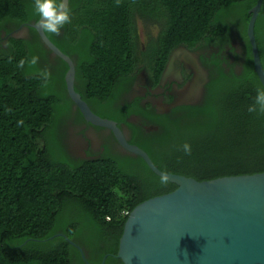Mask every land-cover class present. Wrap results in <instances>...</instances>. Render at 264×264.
Here are the masks:
<instances>
[{
    "label": "trees",
    "instance_id": "1",
    "mask_svg": "<svg viewBox=\"0 0 264 264\" xmlns=\"http://www.w3.org/2000/svg\"><path fill=\"white\" fill-rule=\"evenodd\" d=\"M258 0H70L71 23L47 37L76 67L75 89L104 119L126 123L114 110L130 90L136 70L160 83L170 54L196 51L230 33L224 18L242 16L247 57L242 72L217 64L199 104L170 114H149L159 130L136 129L140 147L164 173L197 181L264 173V113H249L257 88L247 37ZM34 0H0V264H123L116 258L129 215L143 202L172 193L138 157L106 155L73 161L61 147L58 127L73 117L65 76L68 65L42 44ZM139 23L148 32L143 42ZM25 26L24 39L11 37ZM264 68V1L255 27ZM33 56L39 57L31 65ZM24 66L19 67L20 60ZM42 70L51 73L45 81ZM59 92V95L54 92ZM67 99L64 104L60 95ZM77 115L83 121L78 111ZM22 122V123H21ZM145 127H148L147 124ZM191 146V154L182 145Z\"/></svg>",
    "mask_w": 264,
    "mask_h": 264
},
{
    "label": "water",
    "instance_id": "2",
    "mask_svg": "<svg viewBox=\"0 0 264 264\" xmlns=\"http://www.w3.org/2000/svg\"><path fill=\"white\" fill-rule=\"evenodd\" d=\"M67 0V5L69 6ZM264 0H258L250 10L247 37L251 46L255 72L264 87V68L255 35V27ZM42 44L68 65L65 84L68 98L92 126L107 129L114 135L126 155L141 158L159 178L162 172L150 156L131 144L118 123L95 114L75 89L76 67L46 35L36 28ZM25 26L11 37L24 39ZM183 51H187L182 48ZM194 66V78L178 93L171 110L199 104L209 82L208 74L199 61L188 52ZM192 66V68H193ZM163 77L161 84H165ZM151 127L147 132H157ZM169 183L177 189L172 193L147 200L129 215L116 258L123 264H264V173L223 177L210 181L168 174ZM86 260L83 250L76 244ZM104 257L102 264L106 263Z\"/></svg>",
    "mask_w": 264,
    "mask_h": 264
},
{
    "label": "flooded vegetation",
    "instance_id": "3",
    "mask_svg": "<svg viewBox=\"0 0 264 264\" xmlns=\"http://www.w3.org/2000/svg\"><path fill=\"white\" fill-rule=\"evenodd\" d=\"M224 21L229 26L230 33L218 39L216 44H203L194 52L185 47L175 49L170 54L161 75L160 83L156 87L152 86L146 70L142 67L136 70L131 89L123 90L119 94L113 110L126 117V123H121L120 128L129 142L135 135L136 129L144 128L146 133H152L147 132V129L154 127L149 114L154 112L158 116H163L178 108L166 110L165 107L174 102V99L178 97V93L184 90L195 76V70L188 60V52L197 58L208 77L211 70L217 67V64H221L226 73L233 70L235 74L239 75L242 72L247 57V43L241 33L243 30L241 21L245 20L242 16L232 15L225 17ZM154 28L158 29L155 26ZM7 48L8 37L5 33H2L0 35V50ZM182 48L187 51H183ZM52 59H54L53 56ZM165 76L167 81L165 84H161ZM77 112L78 110L74 107L73 117L61 124L57 130V137L61 143L65 135L64 127L67 123L80 129L83 144L79 148V156L77 158L71 157V160L92 161L99 160L109 154L126 155L112 132L92 126L84 118L82 121ZM146 124L148 127H145Z\"/></svg>",
    "mask_w": 264,
    "mask_h": 264
},
{
    "label": "clouds",
    "instance_id": "4",
    "mask_svg": "<svg viewBox=\"0 0 264 264\" xmlns=\"http://www.w3.org/2000/svg\"><path fill=\"white\" fill-rule=\"evenodd\" d=\"M119 4V0H117ZM34 13L39 17L36 22V28L45 33L60 34V30L64 25L71 23V10L67 5V0H34ZM39 57L31 58V65L38 63ZM25 61L22 59L19 62V67L24 66ZM40 75L45 81L50 79L51 73L48 70H42ZM249 113L257 111L264 113V87L257 88L253 103L248 107ZM22 123V122H21ZM182 150L185 154H191V146L188 143L182 145ZM169 177L166 173H162L160 183L167 185Z\"/></svg>",
    "mask_w": 264,
    "mask_h": 264
},
{
    "label": "rangeland",
    "instance_id": "5",
    "mask_svg": "<svg viewBox=\"0 0 264 264\" xmlns=\"http://www.w3.org/2000/svg\"><path fill=\"white\" fill-rule=\"evenodd\" d=\"M148 32L151 33L153 36H156L158 34V29L153 28L150 31H147L143 28V25L139 23L140 38L143 42L146 41ZM54 93L59 95V92H57V90ZM60 97L62 98L64 104L68 103L67 99L63 96V94H61ZM70 111L73 112V106L70 107ZM64 129L65 135L60 145L64 152L68 154L67 156L69 158H77L79 156V148L83 144L80 137V129H78L75 125L68 123L65 125Z\"/></svg>",
    "mask_w": 264,
    "mask_h": 264
},
{
    "label": "bare ground",
    "instance_id": "6",
    "mask_svg": "<svg viewBox=\"0 0 264 264\" xmlns=\"http://www.w3.org/2000/svg\"><path fill=\"white\" fill-rule=\"evenodd\" d=\"M189 59V58H188ZM193 66V65H192ZM193 68H194V66H193Z\"/></svg>",
    "mask_w": 264,
    "mask_h": 264
}]
</instances>
